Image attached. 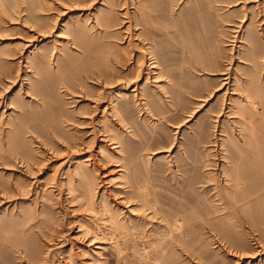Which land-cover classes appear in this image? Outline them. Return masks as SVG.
<instances>
[{"label":"rangeland","instance_id":"374dc122","mask_svg":"<svg viewBox=\"0 0 264 264\" xmlns=\"http://www.w3.org/2000/svg\"><path fill=\"white\" fill-rule=\"evenodd\" d=\"M0 264H264V0H0Z\"/></svg>","mask_w":264,"mask_h":264},{"label":"bare ground","instance_id":"6f19581e","mask_svg":"<svg viewBox=\"0 0 264 264\" xmlns=\"http://www.w3.org/2000/svg\"><path fill=\"white\" fill-rule=\"evenodd\" d=\"M131 19L128 18V21L126 22L128 25H127V34L129 36V32H130V29H129V26H130V21ZM107 22V21H106ZM111 26V25H110ZM105 28V27H104ZM80 34V33H79ZM132 35V34H131ZM84 36V35H83ZM74 45L78 46L81 50L83 49V42L82 41H78V40H75L74 39ZM84 50V49H83ZM82 50V52H83ZM91 51V50H89ZM146 51V50H145ZM144 50H141L140 53H145ZM85 52V51H84ZM86 53V52H85ZM86 56V55H85ZM88 58V57H87ZM90 59V58H89ZM153 59V58H151ZM155 62V61H154ZM90 65V64H89ZM140 65V70L138 71L137 75H136V78H138L141 74V70L142 68L144 67L145 68V65H143V60L142 62L139 64ZM149 68L151 69H156L157 68V65L153 64L152 62L150 63L149 65ZM94 69V68H93ZM110 70V69H109ZM87 71V70H86ZM89 71V70H88ZM111 71V70H110ZM87 73V72H85ZM151 74H155L154 72H150V70L147 72V77H146V80L148 79V76H150ZM225 77H223L221 79V82H222V88H225V90H228V87H229V82H230V79L228 77L227 74H225ZM230 75V74H229ZM87 77L88 78H93V80L95 79V81L97 83H102L105 85V81L108 80L111 82V84H113L114 86H117L118 84L120 85H124L125 87H129V86H132L133 85V89H132V92L134 93V98H136L137 100H140L142 97L141 96H144L142 95V89L140 90L137 85L135 84L136 83V80L135 79H131L129 80L128 78L124 77V76H119L117 74H113L111 75L110 73V77L108 78V74H106L102 69H95L94 71H90L89 73H87ZM92 83V82H91ZM108 83V82H107ZM98 85V84H97ZM190 88V87H188ZM103 89V88H102ZM187 89V88H186ZM191 90H193L192 88H190ZM176 90V89H175ZM179 90V89H178ZM140 91V92H139ZM195 92V90H194ZM103 93V92H102ZM175 93V92H174ZM196 93V92H195ZM176 94H180L179 91L176 90ZM128 96V95H127ZM103 97V96H102ZM140 97V98H139ZM97 100V99H96ZM146 100V99H145ZM147 101V100H146ZM147 104V103H146ZM96 109V108H95ZM104 110H109V107H105ZM114 116V115H113ZM93 122V121H92ZM124 122V121H123ZM126 122V121H125ZM128 123V122H127ZM89 160V159H88ZM222 204V203H221Z\"/></svg>","mask_w":264,"mask_h":264}]
</instances>
